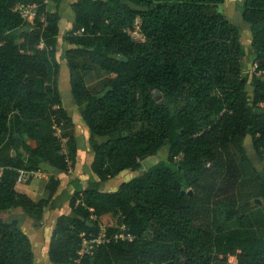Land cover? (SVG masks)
Wrapping results in <instances>:
<instances>
[{"label": "trees", "instance_id": "obj_1", "mask_svg": "<svg viewBox=\"0 0 264 264\" xmlns=\"http://www.w3.org/2000/svg\"><path fill=\"white\" fill-rule=\"evenodd\" d=\"M66 1L0 0V214L22 209L37 229L52 197L35 201L18 192L20 172L49 166L66 173L79 152L60 91L62 18L48 11L49 2L59 7ZM224 4L71 5L75 21L65 40L72 48L65 55L98 181L75 190L69 212L58 217L51 263L234 264L229 257L235 256L236 264H264V166L256 169L244 147L252 136L264 165V0L244 1L257 65L245 77L242 34ZM23 9L33 10V23ZM138 18L145 36L140 44L125 32ZM101 73L107 75L105 92L96 96L86 77ZM164 147L169 166L158 164L116 192L101 190L124 172L142 171V162ZM59 185L51 178L46 188L53 196ZM12 222H0V264H35L32 239ZM101 226L108 236L124 226L133 240H112L81 256L84 241Z\"/></svg>", "mask_w": 264, "mask_h": 264}, {"label": "rangeland", "instance_id": "obj_2", "mask_svg": "<svg viewBox=\"0 0 264 264\" xmlns=\"http://www.w3.org/2000/svg\"><path fill=\"white\" fill-rule=\"evenodd\" d=\"M244 1L245 0H225L223 7L224 13L227 16L228 20L236 25L242 34V45L245 51V59L243 61L242 69L243 76L252 75L255 73L257 65L255 62L256 56L251 48V27L243 21V10H244ZM68 1L64 2L60 8L61 18L64 21L63 27L61 28L62 32L66 36L69 32V26L72 21L71 9L68 6ZM48 11H50L48 9ZM23 13L27 16L28 21L34 22L33 10L23 9ZM30 31V28L19 31L17 34H25ZM72 48L64 38L59 40L58 47V61L61 64V76H60V91L64 107L67 109L69 115L72 117L77 131L78 137V146H79V161L74 165L71 164V167L68 172L62 173L60 175L51 176L50 171L42 170L44 178L42 180L33 179L25 182L26 187L31 186L35 187L34 192L29 193L33 194L35 199L38 201L40 199L51 198L50 207L46 208L44 219L42 221V226L37 229L34 227V222L28 224L27 216L22 209H11L3 214H0V219L10 222L12 220H18L19 227L23 232L28 235L33 242L34 252L36 253V263L35 264H53L49 260V246L52 238V232L56 226L57 218L60 214H67L70 210L69 201L73 196L74 191H79L87 187L89 181H93L92 175L97 178L91 167L89 168L91 155L93 158V152L91 151L89 139L90 131L82 120L79 114L78 107L73 100L72 90H71V79L70 72L67 66L66 60V51ZM87 85L91 94L96 96H101L105 92V82L107 80V75L104 73L98 74L97 76L88 75L86 77ZM252 88L248 87V93L252 95ZM106 139H100V142H104ZM64 151L67 152L66 143H63ZM244 147L247 151L251 162L253 163L256 169H262L263 163L257 157L256 151L253 146L252 136H247ZM91 153V154H90ZM168 154L169 147H164L156 157H150L142 162L143 169L140 172L127 171L118 177L110 180L108 183L102 185V191L105 193L116 192L120 186L124 183H127L142 172H146L151 168L157 166L158 164L168 163ZM212 163H206V167L210 168ZM126 176V177H125ZM56 177V178H55ZM53 178L55 181H59L60 185L57 188L56 193L52 196L46 188V184L49 179ZM57 179V180H56ZM207 220L208 218L205 217ZM229 261L236 264L237 259L235 256H230Z\"/></svg>", "mask_w": 264, "mask_h": 264}, {"label": "built area", "instance_id": "obj_3", "mask_svg": "<svg viewBox=\"0 0 264 264\" xmlns=\"http://www.w3.org/2000/svg\"><path fill=\"white\" fill-rule=\"evenodd\" d=\"M24 15V13H23ZM34 15V14H33ZM127 35L133 40V42L140 44L145 42V36L142 31V21L140 18H138L134 24V26L131 29H128L125 31ZM262 73L258 74L261 76ZM263 107V105H262ZM1 171V169H0ZM43 173L42 171H36V172H27V171H21L19 174V179L17 184H22L27 181L33 180V179H42ZM112 240L114 241H132L133 237L131 234L127 233V228L119 227L118 231L112 235L108 236V231L105 227L101 226L99 234L92 238L91 240H85L83 244V249L80 252L81 256L84 255H92L93 250L95 247L110 243Z\"/></svg>", "mask_w": 264, "mask_h": 264}, {"label": "crops", "instance_id": "obj_4", "mask_svg": "<svg viewBox=\"0 0 264 264\" xmlns=\"http://www.w3.org/2000/svg\"><path fill=\"white\" fill-rule=\"evenodd\" d=\"M69 3H68V6L70 7V9H71V14H72V8H71V5L73 4V3H75L76 2V0H67ZM66 1V2H67ZM63 5V3L58 7L57 5H55L54 3H52V2H49L48 3V9L50 10L49 12L50 13H55V12H59V13H61V11H60V8H61V6ZM71 19H72V21H71V23H70V26H69V31L71 30V28H72V26H73V24H74V21H75V16H74V13L72 14V17H71ZM63 24H64V21H63V19L61 20V23H60V37H59V40L61 39V38H66V36L64 35V32H62V30H61V28L63 27ZM23 139L30 145V146H32V147H36V143L34 142V141H31L26 135H24L23 136ZM78 154H79V152H78ZM91 154V153H90ZM94 157V156H93ZM79 158H80V156L78 155V158H77V161H79ZM92 162H93V158H92V155H91V160H90V164H89V168L91 167V165H92ZM48 170V171H50V174H51V176H55V175H60V174H62V172H60V171H58V170H55V169H53V168H51V167H49V166H42V170ZM41 170V171H42ZM43 173V172H42ZM123 174V173H122ZM126 175H127V172H126ZM126 177V176H125ZM44 178V175L42 176V179ZM56 178V177H55ZM92 178H93V181H98V178H95L93 175H92ZM42 179H38V180H42ZM50 180V179H49ZM57 180V179H56ZM48 183V182H47ZM24 184H26V183H22V184H17V186H16V190L18 191V192H20V193H22V194H26V195H29V193H32V192H34V189H35V187H31V186H25ZM46 186H47V184H46ZM101 190H102V186H101ZM31 195H33V194H31ZM34 199H35V196H34ZM41 200V199H40ZM35 201H37L36 199H35ZM39 201V200H38ZM47 213V212H46ZM62 214H60L59 216H61ZM58 216V217H59ZM58 219V218H57ZM27 220H29V223L28 224H32V220L29 218V217H27Z\"/></svg>", "mask_w": 264, "mask_h": 264}, {"label": "water", "instance_id": "obj_5", "mask_svg": "<svg viewBox=\"0 0 264 264\" xmlns=\"http://www.w3.org/2000/svg\"><path fill=\"white\" fill-rule=\"evenodd\" d=\"M188 193H189V195H190V196H192V195H193V192H191V191H190V192H188ZM258 203L261 205V201H260V200H258ZM0 222L2 223V222H3V220L1 219V220H0ZM12 223H13V225H14V226L18 227V220H13V222H12Z\"/></svg>", "mask_w": 264, "mask_h": 264}]
</instances>
